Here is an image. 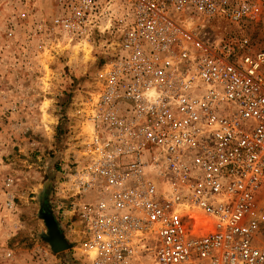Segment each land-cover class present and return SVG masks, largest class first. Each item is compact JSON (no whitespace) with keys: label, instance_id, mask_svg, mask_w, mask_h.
I'll return each instance as SVG.
<instances>
[{"label":"built area","instance_id":"2783aa9c","mask_svg":"<svg viewBox=\"0 0 264 264\" xmlns=\"http://www.w3.org/2000/svg\"><path fill=\"white\" fill-rule=\"evenodd\" d=\"M33 8L24 0L7 39L26 29L35 53L98 40L104 54L90 134L55 188L77 264H264V48L247 34L264 0Z\"/></svg>","mask_w":264,"mask_h":264},{"label":"rangeland","instance_id":"374dc122","mask_svg":"<svg viewBox=\"0 0 264 264\" xmlns=\"http://www.w3.org/2000/svg\"><path fill=\"white\" fill-rule=\"evenodd\" d=\"M23 2L0 0V264H77L81 239L59 216L55 188L81 128L86 130L81 125L95 97L103 49L96 40L35 53L26 29L7 39L6 26ZM52 2L30 0L33 13L45 16ZM247 34L264 48V26H249ZM9 194L11 208L5 206ZM46 210L68 244L64 250L53 251L44 236Z\"/></svg>","mask_w":264,"mask_h":264},{"label":"bare ground","instance_id":"6f19581e","mask_svg":"<svg viewBox=\"0 0 264 264\" xmlns=\"http://www.w3.org/2000/svg\"><path fill=\"white\" fill-rule=\"evenodd\" d=\"M84 54H85V57H88L89 56V50L87 49V47L84 49ZM84 125L86 126V130H84L85 134H90V127H89V124H88V121L86 123H84ZM88 126V128H87ZM87 129L89 130V132H86ZM40 196V194H38ZM44 195V194H43ZM42 197V196H41ZM43 198V197H42ZM45 198V197H44ZM39 200V199H38ZM43 207V206H42ZM47 211V214L50 215V211L46 210ZM41 216L42 215V212H41ZM44 236L45 238L48 240H53V242L56 244V246H53L54 249H56V251H59L61 248L65 247V243L63 241H60L58 239V236L55 234H53V229L50 228L48 230H46V232L44 233ZM59 240V241H58ZM59 245V247H57Z\"/></svg>","mask_w":264,"mask_h":264},{"label":"water","instance_id":"95a60500","mask_svg":"<svg viewBox=\"0 0 264 264\" xmlns=\"http://www.w3.org/2000/svg\"><path fill=\"white\" fill-rule=\"evenodd\" d=\"M42 215H43L42 218H43L44 223H45V225H46V227H47V230L50 229V228H52V229H53V234L56 233V235L58 236V239H59L60 241H63V242L65 243L66 246L63 247V248H61L60 250H64L65 248H67L68 244H67L66 240L61 236V234H60V232H59V230H58V228H57V224H56V222L53 220V218H52L50 215L45 214V213H43ZM46 240H47V239H46ZM59 240H58V241H59ZM47 242L50 244L52 250L55 251V252H57L56 249L53 248V246H56V244L53 242V240H49V239H48ZM57 247H59V245H58ZM60 250H59V251H60Z\"/></svg>","mask_w":264,"mask_h":264}]
</instances>
